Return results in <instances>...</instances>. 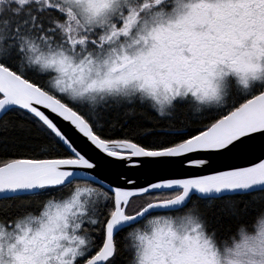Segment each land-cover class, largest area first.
<instances>
[{"label":"snow or ice","instance_id":"snow-or-ice-1","mask_svg":"<svg viewBox=\"0 0 264 264\" xmlns=\"http://www.w3.org/2000/svg\"><path fill=\"white\" fill-rule=\"evenodd\" d=\"M0 264H264V0H0Z\"/></svg>","mask_w":264,"mask_h":264},{"label":"water","instance_id":"water-1","mask_svg":"<svg viewBox=\"0 0 264 264\" xmlns=\"http://www.w3.org/2000/svg\"><path fill=\"white\" fill-rule=\"evenodd\" d=\"M198 174H202V172L200 169H197V168H182V169H178L176 172L177 178H183V177H187L191 175H198Z\"/></svg>","mask_w":264,"mask_h":264},{"label":"trees","instance_id":"trees-1","mask_svg":"<svg viewBox=\"0 0 264 264\" xmlns=\"http://www.w3.org/2000/svg\"><path fill=\"white\" fill-rule=\"evenodd\" d=\"M197 203V201L193 200L192 204L195 205ZM203 203V202H200Z\"/></svg>","mask_w":264,"mask_h":264}]
</instances>
